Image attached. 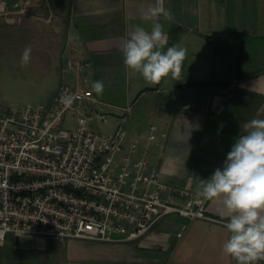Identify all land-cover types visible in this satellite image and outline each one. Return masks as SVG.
<instances>
[{"label":"crops","instance_id":"obj_1","mask_svg":"<svg viewBox=\"0 0 264 264\" xmlns=\"http://www.w3.org/2000/svg\"><path fill=\"white\" fill-rule=\"evenodd\" d=\"M33 1L19 23L0 25V40L16 44L17 53L32 48L33 69L53 85L42 103L61 83L74 87L84 78L93 96L111 105L115 129L129 107L125 145L137 137L134 155L146 147L148 167L163 182L198 197L200 180L223 168L244 124L264 119V0H165L172 15L159 20L165 48L183 47L187 55L181 80L169 75L155 86L125 67L121 51L136 26L151 30L154 21L145 13L155 0ZM84 61L79 69L68 66ZM95 81L104 82L100 96L92 89ZM92 123L97 129L108 124L95 117ZM150 125L156 138L149 141ZM206 211L226 220L220 201H208ZM183 222L168 215L133 240L8 233L0 242V264H236L223 252L230 235L225 224L193 219L177 237Z\"/></svg>","mask_w":264,"mask_h":264},{"label":"built area","instance_id":"obj_2","mask_svg":"<svg viewBox=\"0 0 264 264\" xmlns=\"http://www.w3.org/2000/svg\"><path fill=\"white\" fill-rule=\"evenodd\" d=\"M33 5L0 0V25L19 23ZM86 64L68 62L76 69ZM110 106L93 96L84 78L74 87L61 83L49 103L0 104V242L8 233L133 240L172 214L186 219L177 237L193 219L228 222L209 214L208 201L190 189L163 182L148 167L146 147L135 156L137 137L126 147L129 107L114 132H99L92 118L106 119ZM155 138L150 125L147 139Z\"/></svg>","mask_w":264,"mask_h":264},{"label":"clouds","instance_id":"obj_3","mask_svg":"<svg viewBox=\"0 0 264 264\" xmlns=\"http://www.w3.org/2000/svg\"><path fill=\"white\" fill-rule=\"evenodd\" d=\"M145 17L154 21L151 30L136 26L122 42L125 67L150 86L159 85L169 75L174 81L181 80L187 49L165 48L166 33L159 20L172 19L165 0H155ZM31 53L32 48L26 46L20 57L22 67L29 64ZM92 89L102 95L104 82H93ZM243 127L244 134L235 139L223 168L217 167L209 179L200 180L196 195L201 203H222L228 221L224 226L230 233L224 254L236 264H258L264 261V119H253Z\"/></svg>","mask_w":264,"mask_h":264},{"label":"rangeland","instance_id":"obj_4","mask_svg":"<svg viewBox=\"0 0 264 264\" xmlns=\"http://www.w3.org/2000/svg\"><path fill=\"white\" fill-rule=\"evenodd\" d=\"M18 49L16 44L0 40V104L23 105L47 102L46 92L51 91L53 85L50 86V82L33 69L35 65L31 60L27 66H21L22 53H17ZM110 117L108 114L107 119L103 120L108 124L101 126L99 132L108 133L114 128L115 125L109 121ZM71 123L65 120L63 126L68 128Z\"/></svg>","mask_w":264,"mask_h":264},{"label":"water","instance_id":"obj_5","mask_svg":"<svg viewBox=\"0 0 264 264\" xmlns=\"http://www.w3.org/2000/svg\"><path fill=\"white\" fill-rule=\"evenodd\" d=\"M110 237H113V238H123V235L117 234V233H111L110 234Z\"/></svg>","mask_w":264,"mask_h":264}]
</instances>
